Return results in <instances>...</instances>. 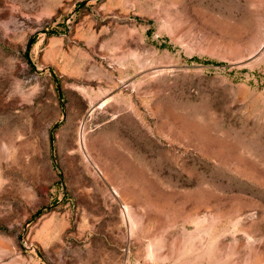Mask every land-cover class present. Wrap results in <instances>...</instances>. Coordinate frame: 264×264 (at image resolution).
Masks as SVG:
<instances>
[{"label":"rangeland","instance_id":"1","mask_svg":"<svg viewBox=\"0 0 264 264\" xmlns=\"http://www.w3.org/2000/svg\"><path fill=\"white\" fill-rule=\"evenodd\" d=\"M0 264H264V0H0Z\"/></svg>","mask_w":264,"mask_h":264}]
</instances>
